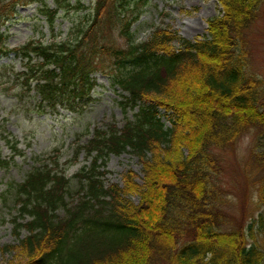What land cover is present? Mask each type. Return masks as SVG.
Listing matches in <instances>:
<instances>
[{
	"label": "trees",
	"instance_id": "16d2710c",
	"mask_svg": "<svg viewBox=\"0 0 264 264\" xmlns=\"http://www.w3.org/2000/svg\"><path fill=\"white\" fill-rule=\"evenodd\" d=\"M54 2L51 9L43 0H0V58L14 56L23 66L0 65L5 83L18 84L13 95L23 99L34 91L43 112L76 111L91 98L94 75L101 72L128 93L125 110L138 111L122 129H95L76 148L73 160L82 153L90 160L77 175L76 205L68 202L71 179L59 156L37 158L25 181L11 186L18 244L6 248L15 254L10 264H264L258 242L264 213L247 226L224 229L228 222L213 180L222 170L216 152L254 129L263 130L255 158L264 167V81L249 72L245 47L262 0H218L222 13L208 21L202 39L157 27L139 43L131 29L140 13L130 0H95L90 8ZM36 3L52 32L65 13H89L64 39L59 33L10 48L3 28L19 7ZM107 23L120 27L125 47L100 43ZM0 136L13 157L22 154L3 123ZM128 151L143 166V184L129 171L123 187L106 186L107 159ZM8 163L0 147V167ZM258 197L259 208L264 185Z\"/></svg>",
	"mask_w": 264,
	"mask_h": 264
},
{
	"label": "rangeland",
	"instance_id": "374dc122",
	"mask_svg": "<svg viewBox=\"0 0 264 264\" xmlns=\"http://www.w3.org/2000/svg\"><path fill=\"white\" fill-rule=\"evenodd\" d=\"M71 1L72 3L80 1L89 8L95 2V0ZM43 2L50 8L55 7L54 0ZM130 4H134V14H141L139 22L132 29L137 43L147 40L158 26L172 27L186 39L203 38L208 34V21L221 15L222 11L218 0H130ZM40 8L41 3L20 8L16 16L4 27L10 47L23 46L32 39L45 38L48 41L59 32L64 37L89 13V10L80 12L76 9L65 13L57 20L56 32L53 33L44 17L39 15ZM119 28L107 23L105 35H98L100 43L117 48L125 47L127 41L121 36ZM245 42L249 52V72L264 81V0L260 4L256 21L245 36ZM3 64H16L18 70H22L23 67L21 61L13 57L1 59L0 65ZM1 74L0 120H5L9 135L21 142L20 147L25 152V155L17 157L9 166L0 167V193L3 194V197H0V264H10L15 254L8 252L6 248L18 244L11 221L18 213L14 196L9 193L11 186L24 181L34 166L35 158L58 153L62 157V162L72 159L78 140L86 144L96 128H105L111 123L122 128L127 120H132L136 110H125L121 105L123 100L121 96L127 94L113 87L108 77L99 73L95 75L97 86L83 106L77 107L74 112L59 109L58 113H44L37 107L34 91L23 99L16 98L11 88L14 85L18 88V84L5 83L6 76L2 74L1 77ZM162 114L163 120L169 125L165 112ZM262 132L263 130L259 129L251 130L238 140L233 148L216 152L222 170L213 177V180L217 185L221 202V215L228 222L223 226L224 229L239 225L247 226L264 213V204L256 207V202L259 201L258 188L264 185V167L255 158V154L259 152ZM0 146L3 156L8 158L11 153L1 136ZM87 165L85 153H82L79 159L73 160L67 166V174L71 178L68 202L72 205H76L79 200L77 193L81 183L77 175L81 168ZM103 170L106 186L113 184L123 186L125 175L129 171L136 172L140 176L137 181L142 184V165L131 153L111 154ZM132 199L139 203L138 197ZM64 214V209L61 208L58 215L63 217ZM258 242L264 250L263 235H258Z\"/></svg>",
	"mask_w": 264,
	"mask_h": 264
}]
</instances>
